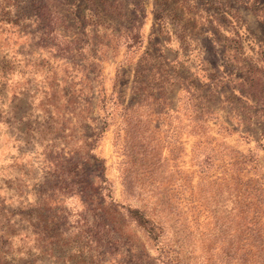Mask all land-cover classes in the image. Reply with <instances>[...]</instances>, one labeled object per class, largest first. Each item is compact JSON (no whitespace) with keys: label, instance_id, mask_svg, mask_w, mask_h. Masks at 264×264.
I'll use <instances>...</instances> for the list:
<instances>
[{"label":"rangeland","instance_id":"374dc122","mask_svg":"<svg viewBox=\"0 0 264 264\" xmlns=\"http://www.w3.org/2000/svg\"><path fill=\"white\" fill-rule=\"evenodd\" d=\"M156 197L194 260L264 262V0H0L8 261L161 264L110 205Z\"/></svg>","mask_w":264,"mask_h":264},{"label":"trees","instance_id":"16d2710c","mask_svg":"<svg viewBox=\"0 0 264 264\" xmlns=\"http://www.w3.org/2000/svg\"><path fill=\"white\" fill-rule=\"evenodd\" d=\"M36 7H38L36 10L37 20H39V17L43 18L46 15V18H57V13L55 14V12L52 11L48 12V10H41L42 8H40V5ZM138 107L139 102L134 105L125 106L124 111L126 113ZM144 153L146 154V151H144ZM142 158H144V156ZM147 166L148 165H141V167L144 168L143 170L148 171V169H145ZM131 169V165H126L123 172L128 185L129 181H127V178L131 173ZM151 172L152 171H148V173ZM178 187H180V185H178ZM163 189L166 191L168 188L166 187ZM171 203V200L156 197L152 206H149L147 203H115L112 201L110 202V205L114 204L116 207L122 209L125 218L129 222L134 223L136 227H139L145 235L146 240L149 241L155 248L157 253L156 258L161 264H201L198 260H194L191 255V252H194V249L191 248L188 250L186 248L188 246L187 235L182 223L179 221V215L169 206ZM93 225L97 230L91 234L92 239L90 241L94 244V246H96V248L105 247L106 244L104 246L103 243H101L103 234L97 235L100 231H103V219L97 218ZM8 239L9 236H6V241ZM235 243L237 245L241 244V246L237 247L236 250H233L232 248ZM9 245V243L0 244V264H11L7 259L10 255V251H8ZM6 246L7 248H5ZM239 249L242 254L240 253L239 256L235 257L234 254L237 253V250ZM228 251H231L230 261H225L224 264H264L263 261L257 259V256L249 255V252L251 251L246 249L245 243L241 242L239 239H235L232 243H230ZM92 256L93 255H91V257Z\"/></svg>","mask_w":264,"mask_h":264}]
</instances>
